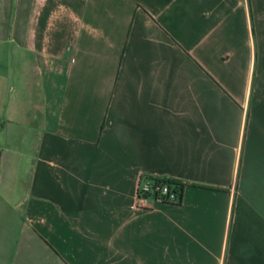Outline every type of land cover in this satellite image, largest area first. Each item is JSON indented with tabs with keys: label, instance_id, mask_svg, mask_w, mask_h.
I'll return each mask as SVG.
<instances>
[{
	"label": "crops",
	"instance_id": "1",
	"mask_svg": "<svg viewBox=\"0 0 264 264\" xmlns=\"http://www.w3.org/2000/svg\"><path fill=\"white\" fill-rule=\"evenodd\" d=\"M0 264H264V0H0Z\"/></svg>",
	"mask_w": 264,
	"mask_h": 264
},
{
	"label": "built area",
	"instance_id": "2",
	"mask_svg": "<svg viewBox=\"0 0 264 264\" xmlns=\"http://www.w3.org/2000/svg\"><path fill=\"white\" fill-rule=\"evenodd\" d=\"M161 179L142 178L137 187L138 204L147 208L149 200L159 203L176 204L180 200V188Z\"/></svg>",
	"mask_w": 264,
	"mask_h": 264
},
{
	"label": "trees",
	"instance_id": "3",
	"mask_svg": "<svg viewBox=\"0 0 264 264\" xmlns=\"http://www.w3.org/2000/svg\"><path fill=\"white\" fill-rule=\"evenodd\" d=\"M164 182H166V183H169V184H173V185H176V186H178L179 187V185H177V184H174L173 182H171V181H164Z\"/></svg>",
	"mask_w": 264,
	"mask_h": 264
}]
</instances>
